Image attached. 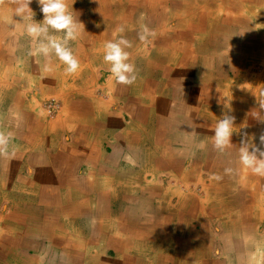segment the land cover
<instances>
[{"label":"crops","instance_id":"1","mask_svg":"<svg viewBox=\"0 0 264 264\" xmlns=\"http://www.w3.org/2000/svg\"><path fill=\"white\" fill-rule=\"evenodd\" d=\"M78 7L80 5H77ZM73 15H77L80 21L82 17H87L86 13L79 15V12H76ZM93 16L83 18L84 21H88L87 27L81 37L72 44L74 53L81 62L82 70L71 76L65 73V66L55 57L51 61L53 71L46 72L44 59L29 55L31 42L23 34L24 21L21 17H16L15 24H3V38H7L5 42L7 46L0 49V56L6 59L0 58V131L11 134L9 152L14 154L6 157L0 156V246L5 247L6 251L13 240V256L0 255V264H54L53 260L51 262L52 257L57 258L59 253L65 254V250L62 251L55 245L57 238L52 237L53 231L57 234V214L48 204L52 197H57L62 203L70 198L74 200L73 211L77 212L75 218L78 220L70 225L64 217L61 226L67 224L71 227L76 226V229L69 227L66 235H74L75 231L77 234V229H91L93 225L91 221L94 220L93 214H90L92 211L95 214L100 212L98 221L96 220L94 224L99 229L104 225H109L110 220L117 222L116 226L122 229L120 235L122 239H125L121 253H117L116 256L114 248L108 247V252L102 257V259L110 260L116 256V264H145V256L149 252L153 253L152 259L157 263L160 260L159 264H188L193 261L197 264V260L209 262L204 264H218L219 262L220 264H264V256H252L253 249L249 252L250 256L244 257L222 252L221 238L217 233L212 232L208 236L206 226H200V223L196 221L194 227L197 229L200 227V231L195 233V230L189 228L188 219L180 226L178 224L173 226L175 229L179 226L177 228L179 232L176 231L177 234H175L177 240L173 243L170 240L159 243L140 234L143 231L153 235L156 229L154 224L158 222L162 223L166 231H169L167 236H173L175 229L171 232L173 228L171 225H173L174 218L167 226V221L170 219L168 214L174 213L172 212L173 206H175V211L180 208L183 210L181 204L185 196L189 197L197 179L202 177L208 182L206 178L208 171L201 169V172L207 173L187 175L186 179L181 180H176L174 177L182 185L171 186L173 190L170 186L167 189L166 182H171V178H167V152L161 153L159 146L161 144H158L159 148H155L152 144L153 140L143 141L142 135L127 125L128 118L135 116L133 115L136 113L135 110L129 109L125 112L121 108L128 99L139 97L134 91V84L131 86L117 84L111 73L102 69L108 67L103 61V45L117 38L114 33L119 25L113 22L115 26L112 24L111 27L105 25L102 27V24H97V21L106 23L109 19L107 20V17L98 19ZM110 18L112 21L113 16ZM9 26L13 31L8 28ZM95 55L98 57L94 59ZM130 62L135 63L134 59ZM153 63L150 66L151 74L150 70L147 73V85H152V87L156 82ZM209 64L215 67L211 65L206 70H210L209 75L213 79L217 78L215 74L217 65L212 61ZM145 75L137 72L135 84L145 78ZM261 81H263L262 77ZM143 83L145 80L142 81ZM214 83L217 85L219 81H214ZM152 87L148 86L147 89L153 91ZM97 89L105 94L110 92V95L99 96ZM49 97L59 99L61 104L56 115L48 119L43 115L40 105ZM96 98L101 102L110 100L104 114L90 109L85 114L83 109L91 106ZM239 113L242 114V110ZM86 115L89 118L83 120L82 117ZM191 137V135L188 136V141ZM210 139L213 140V137ZM194 143L196 147L190 145L189 149L196 148L195 157L184 156V160L187 157L193 159L192 161L202 160L203 154L198 149L197 141L191 142V144ZM182 145L174 143L172 147ZM211 145L213 147V143ZM147 152L155 157L154 163L147 162L145 157ZM217 152L215 149L218 159L220 154L218 156ZM213 173L217 175L219 170ZM237 183L236 181V185L232 186L235 187L233 193L241 189ZM199 190L200 187H197L195 193L199 192L202 195ZM228 191H230L228 187L223 190L224 198L228 195ZM17 196L21 199L16 202L22 201L26 204L30 201L35 208L33 213L37 222L35 228L41 234L37 235L39 245L35 253H28L25 244L20 243L18 234L13 232V229L27 228L29 225L26 218L22 219L23 221L16 219L13 215L16 212L14 204L9 205L7 202L10 200L9 202L12 203V198ZM65 196L68 197L65 199ZM29 197L31 199H28ZM174 197L176 199L173 202ZM141 198H148L152 200V203H156L151 204V200L144 202ZM213 202L217 204L218 200L214 198L210 203ZM42 203L45 206L40 205ZM193 211L195 215L193 217H197L195 212L198 208ZM24 213L27 216L26 209L24 212L20 210V216ZM53 219L55 224H53ZM45 221L48 226L41 227ZM182 237H188L189 240H186L189 245L190 243L196 245L198 240L202 242L201 239L207 238L206 241L212 239L213 247L210 250V256L200 257L195 249L193 253L196 256L190 252H187L186 256L180 255L181 243L178 242V238ZM2 242H5V245H2ZM46 242L52 245L54 253H57L56 256H42L43 254L39 256L40 246ZM232 243H235V240ZM170 247L172 249L168 253ZM73 249L75 250L74 247ZM173 252L177 254L173 256L171 254ZM214 252H221L222 256H214ZM81 259L84 260L80 256H65L67 264H77V262L83 264ZM54 262L59 263L56 259Z\"/></svg>","mask_w":264,"mask_h":264},{"label":"bare ground","instance_id":"2","mask_svg":"<svg viewBox=\"0 0 264 264\" xmlns=\"http://www.w3.org/2000/svg\"><path fill=\"white\" fill-rule=\"evenodd\" d=\"M9 1L11 3V6H12V8L10 10V16L14 20L15 7L16 6H15V4L12 3V0H9ZM80 1L81 0H67L69 9H71L74 14L76 12H78L79 7L78 8L76 7L77 6L76 3H79ZM114 1H115L114 3H113V0H111V2H109L107 0H91L92 3H90V1L89 2L84 1V4H86L85 13H86L87 17L91 16V15H95L97 18H103L105 16L109 17V21L106 22L107 24H105V26L110 27L114 22V21H110V19H111L110 16L113 15V12L114 13L116 12V11H114L116 4L121 2V4L119 5L120 6L119 13L115 15V17H120L122 19L120 26H124V28H125V26L128 25L129 26L128 29H131L130 28L131 26L136 25L134 30L139 32L141 30V27H139L140 24L138 23V20L135 21V17L133 16L134 12H137L140 10L142 11L144 9V10H146V12L148 11L149 13H155V15H156L157 10L161 9L162 6L164 5L163 11H166L167 14L162 13V14L156 15V19L152 23L148 19H146L145 24H144L149 29H150V24H154L156 26L155 29H156L157 35L160 37L158 39L156 38L157 41L160 42L158 44L159 49H157L156 48L157 45L154 46V43L152 42L149 45L150 49L143 50V48H142L141 49V51L143 50L142 52L139 51V49L135 52V44L137 46H138V44L139 45L142 44L138 39V32L135 34L133 33L132 35H130V38H129V40L133 43V47L131 49H128V51L130 52V55H131V59H134V60L138 61L141 65L145 66V72L149 71L152 62H154L155 60H158L159 62H163V61L175 62L176 65H174V66H177V68L175 69V72H173V75L178 74L179 76L183 75V71H179L178 66L186 65V64H184L185 59L188 63H190L191 61H194L198 67H200L199 66L200 64L210 63L212 61V63H215V65H217V69L215 72V74H217V78L216 77H214V78L218 79L220 77L221 78L224 77L225 71L232 70L230 68L235 67L233 64L236 63V60L239 61L240 55L241 56H248L249 55L248 53H250V54L251 53H253V54L254 53H256V54L260 53V51H258V48H256L257 45H254L253 47H251L250 45H247L246 46L247 52H245V53L239 48V45L236 46L239 48V54H234V55L230 54L229 55V53H227L226 56H224L223 53H220V52H221V48L223 46H226V44H228L227 43V41H228L227 36L222 34L225 30H227L228 25H234V24H238V23L244 24L243 21L245 19H241L242 17L240 15H242L243 13H246V15L247 14H255L256 19H264V0H114ZM248 1H251V2L258 4V7L252 5L254 3H252V4L247 3ZM31 6H32V4L30 5V7ZM34 6H37L36 9L40 10V6L36 2V0H34ZM74 6H75V8H74ZM6 14H7L6 12L0 11V17L4 16ZM16 17H19V16H16ZM87 17L84 16V18H87ZM131 21H134V23L132 24ZM82 23L84 24V26L86 28L88 21H82ZM90 29H91V27H90ZM233 29H235V28L233 27ZM238 30L239 29H237V31ZM200 31H201V33L205 31V33L207 34L206 37H201ZM3 32H4V27L2 26V27H0V37H2L1 35H3L2 34ZM209 32H211L213 34H214V32L219 33V34H216L214 37L210 38L209 34H211V33H209ZM95 33H97V32H95ZM230 33H232V32H230ZM125 35H127V34H125ZM234 35H235V33H234ZM216 38H220V41ZM209 39H213V41H210ZM214 45H215V47H214ZM215 48L218 49V55L217 56H216L217 51H214ZM238 48H236L237 49L236 51H232V53L238 52ZM212 50L214 52H212ZM97 51L98 50H96V52ZM230 51L231 50H229V52ZM210 54H212L211 61H209ZM193 56L195 57L194 59H193ZM97 57L98 56H96V55L93 56L94 59ZM0 58H2V60H6L2 56H0ZM211 65L214 66L213 64H208L206 66L208 67ZM167 67H168V65H167ZM248 70H249V68H246L245 72H247ZM209 71H205V76L209 75ZM263 72H264V70H263ZM192 73L193 72H190V70H189L187 74L192 75ZM160 76L162 78L167 77V68L163 69L162 73H160ZM143 80H145V83L142 84ZM260 80H261V72L260 73L258 72L257 74H255L254 78H249V81L251 82V84H255V87L260 85V83H259ZM68 82H70V80ZM147 82H148V75L146 73L145 78H142L137 84L134 83V89H135L134 91L137 92L139 97L134 98V99H128L125 102V104L121 106V108L125 112H127L129 109H132V110H133V108L136 109V110L134 109L136 113L133 114L135 116L131 115L133 117L129 118V120L131 119V122L129 123L128 126L137 130L139 132V134L142 135L143 141L148 142V141L153 140L152 144L154 145L155 148H159V146H160L161 147L160 148L161 153L167 152V167L168 168L171 167V168L176 169L178 166H180V165H177L178 163H176V162H178L180 160V157H183L186 154L195 157L196 151L192 152L191 150H189V148H190L191 142L197 141L198 146L200 145L199 148L203 149V152L201 151V153L203 154V158H204V162L201 165H199V167L203 166V167L207 168L209 171H215V172L217 170H219V172H221V170H223V169L225 170V168L226 169L232 168L233 172H234V167L239 166L240 164H239V158L237 159L235 156H233V154L235 152H239V147L241 145L242 140H252L253 139L252 136L250 137V135H246L244 133V131H242V132L240 131L239 134H242V136H240V137L238 136L237 138L232 137V143L235 141V144L232 145L233 147L226 150L224 156L216 159L215 157H213L214 147H212V145H211V143H213V140H211V141H209V139L207 140V136L209 137V135L207 133L208 132H210L212 134L214 133L212 130V127L209 128V123H211L215 119V117H214V116H216L215 113H211L209 115L208 119L203 118V119H198L196 121L191 114H201L202 107H201V103L198 102L199 99L196 100V97H193L190 100V102L187 99H185L183 102L181 100L180 104H178L176 102L177 107L178 106L179 107L174 110L173 108L169 107L167 100L165 99L167 97V90H168L167 89V81L166 80L161 81V82L158 81L155 84H153V87H152V85H147ZM201 82H202V79H200V76L197 75L194 84L189 86V87L186 86L187 91L191 94L192 93H196V95L201 94L204 98V96L208 92L207 91L208 87L206 85L207 82H202V83ZM170 84L175 86L177 84V82H173V83L171 82ZM148 86L154 88V92L161 93L159 98L152 101V102H154V105H155L154 108L151 107L152 104H150V106H147L144 104L146 101H148V103H149V100H150V99L147 100V95L149 94V92H151V90L147 89ZM235 87H236V84L234 85L233 89L230 86H228V88L226 87L223 90V94L225 92L227 93V95H225L226 99L230 98V100H227L228 101L227 104H225L222 101V104L217 105L218 108H216V107L214 108L212 106L211 107L213 108V110H216L219 112L218 115L221 116V118L223 117L225 112H227L231 116H234L235 117V125L239 124V128H244L243 125L245 123L246 118L250 119V122H251V124H254L253 125L254 127H256V126L260 127V124H256V121H257L256 118L257 117H255V116L259 115V118L264 119V108H261V105L258 103L257 96L254 94L253 95L250 94L248 91H246V88L241 89L240 85H239V89L235 88ZM237 89L239 91H236ZM169 91L170 90H168V92ZM68 92H69V90H68ZM227 96H229V97H227ZM103 97H102V99H103ZM219 99H218V102H219ZM208 100H207V103L211 104L212 101H214V97H213V100L211 98H209ZM224 101H226V100H224ZM109 103H110V100H104L103 102H101L99 99L96 98L94 103L91 106H86L83 109V112L86 114V111L88 109H90V110H94L96 113L101 112L102 114H104L105 108H107ZM58 107H57V109H58ZM173 107H174V105H173ZM205 107H203V109ZM247 107H251L249 111H246L245 108H247ZM243 109H244V111H243ZM239 110H242V116H243L242 119L239 118V116H238ZM178 112H180L182 114V116L180 117L183 119V121L181 122L182 131L178 132V133L175 131V137L170 139V136L163 135V133L165 132L167 125L170 126L172 120L175 119L179 115ZM87 118H89L87 115H86V117H82L83 120H85ZM97 121H99V120H97ZM176 121H177V119H176ZM194 124L200 125L202 127L196 128L197 126H194ZM86 125H88V124H86ZM191 125H193L194 127H192ZM170 127H172V126H170ZM203 130H205V131L207 130V132H205ZM259 131L261 133H264V126H262V124H261V127L259 128ZM171 132H173V130L169 131L168 135H170ZM189 135H191L192 137L188 141L187 138ZM213 138H214V134H213ZM174 139L179 140V144L180 145L183 144V145L180 147H172V144L174 145V143L176 142V140H174ZM172 140H174L175 142ZM253 141L259 146V144H258L259 142L257 143V139H253ZM158 144H161V145L158 146ZM201 144H203L204 147H201ZM262 147H264V146H262ZM209 155H211L212 157H209ZM145 157L147 158L148 163H150V162L154 163L153 160H155L154 159L155 157L152 154L147 152ZM176 158H178V159H176ZM172 160H177V161H172ZM192 162H194V161H192ZM180 164H182V163H180ZM163 165H165V164H163ZM158 166H160V165H158ZM188 166H189V167H187L188 169H185V166L183 168H177L175 173H173V177H175V178L178 177L180 179H184L183 176L187 175V173H185L186 170H189V172H191V171L194 172L196 170L195 163H191ZM245 173L249 177L254 179L253 182L255 183V187L257 188V190L254 192V194H251L250 198L245 203H244L245 198L244 199L241 198L240 199V202L242 204L241 206L245 207L246 210L251 207L252 209H249V210L256 211L258 221L264 224V177L254 175L250 172V170L243 168L241 166L240 167V175H239L240 178H242L245 175ZM228 175H231V174H228ZM208 180H210V183H212L211 182L212 180H217V179L213 178L211 175L208 177ZM208 191L209 190L206 189V192H205L206 198H208V193H209ZM216 192H217V190H216ZM240 192H242V190H240ZM190 195L194 197L195 202H196L197 197L194 195V193L191 192L189 194V197L185 196V199L183 200V202L181 204V207L183 205V210H182V208L176 209V216L178 218H180L178 221L179 226L182 225L183 223H185L186 219L191 218L190 211H191V203H193V198ZM217 195H220V191L218 192ZM67 197L68 196H65V199ZM19 199H21L19 196L13 197L12 201H17ZM28 199H31V198L29 197ZM71 199L72 198L65 201V203H62L59 201V199L57 197H52L51 202L48 203L49 205L52 206V209L55 210L56 214H57V225H56L57 231L60 228V226L62 224L61 222H62L64 217L67 219V221L70 225L75 222V217L77 216V212L73 211V208H75L73 205L74 200L72 201ZM200 201H201L200 204L197 205V206H199L200 211H205L206 209H208L207 212H209V210L212 209V212L214 214L216 213L213 204L206 205L203 199H200ZM226 201H232V200L230 198H227L226 200L225 199L220 200L221 203L226 202ZM32 205L33 204L30 201H28L26 204L23 203L22 201H18L14 204V209H15L14 211H16V212L13 215L16 216V219L18 218L19 220H22V219L26 218V222L29 223L27 228L20 227L17 229H13V232L18 234L20 240L27 238V237H32L33 239H38L37 235H41L40 231L35 228L37 222H36V217L33 215V213L35 212V208H33ZM40 205H44V203H42ZM256 206H258V208H256ZM224 207L225 208L218 209L219 212L225 210L228 207H229V209L232 208L231 205H228V206L225 205ZM253 207H255V208H253ZM25 209L27 211V216L25 213H24V215L20 216V210L24 212ZM174 210H175V206H174ZM209 214L211 215V213H209ZM168 216L171 218V216L169 214H168ZM116 223H117L116 221L110 220L108 223L109 225H104L100 229L97 225H93V229L98 230L101 238H103L105 240L108 247L114 248V250L116 251V254L117 253L119 254V253H121L122 246L124 245L123 241L125 239H122V237L120 235L122 232V229H121V227H117ZM53 224H55L54 219H53ZM240 224H242V222H236V223L234 222V231L231 232L232 238H236L235 234H237L236 231L237 232L240 231V229H239L241 227ZM58 225H60L59 228H58ZM44 226H48V223L46 221L43 222V224L41 225V227H44ZM154 227H156V229H155V231H153V230L152 231L155 234V235L153 234L155 236V238L153 237V235L146 234L143 231H141L140 234L142 236H146L147 239L152 238V239L158 241L159 243H162V242L167 241V240L171 241L173 238H175V234L177 232H179V231H177V228H178L177 227L175 229L173 236L169 237V236H167V235H169V231H166L165 228L162 227V223L157 222L156 224H154ZM28 228H31V229L28 230ZM26 229H27V231H26ZM32 229H33V231H32ZM243 229H245L251 235L256 234L255 230L252 229L251 225H249V226L246 225V227H244ZM47 233H48V231H47ZM52 233H53L52 237L53 238L55 237L54 239H56V234H54V231ZM210 234L211 233L207 232L208 236H210ZM112 235H113V237H111ZM209 240L210 241L202 240V242L200 240H198L196 242L197 244L195 245V247L197 249V254L200 257L210 256L211 245H213V244L211 242L212 239H209ZM253 241L254 240L249 238L248 241L245 243V246H240V247H238L237 244H239L241 242H238L236 245H233L232 249L234 248V252L238 249L239 252L241 253V256H243V257L244 256H250L248 252H245L246 251L245 249H251L253 244H254ZM57 244L59 246L64 245V243L60 240L57 242ZM65 245H68V243H65ZM2 248H3V246H0V255L2 253L6 252L5 248H4V250H2ZM88 250H90V248ZM72 251L66 250L65 251L66 255L67 256H76V257L77 256H84L85 264H98V263H95V261H93V257L91 255L85 256L83 254H76L77 252L73 248H72ZM96 260H98L100 262L99 264H105V263L110 264L105 259H103V260L100 259L99 256H97ZM158 262L161 263L160 260H158Z\"/></svg>","mask_w":264,"mask_h":264},{"label":"rangeland","instance_id":"3","mask_svg":"<svg viewBox=\"0 0 264 264\" xmlns=\"http://www.w3.org/2000/svg\"><path fill=\"white\" fill-rule=\"evenodd\" d=\"M84 1H87V2L90 1V3H92L91 0H81L79 3H76V5L81 6L78 8L79 15L85 13L86 4H84ZM107 1L111 2V0H107ZM114 2L115 1L113 0V3ZM247 3L252 4L254 2L248 1ZM31 4H32L31 8L35 13V16H34L35 20L42 21L43 20V13L40 10L36 9L37 6H34V0H32ZM120 4H121V2L116 4L115 10H114L116 12L115 13L113 12V15H111L114 17L112 21L116 22L119 26L121 25L122 19L120 17H115V15L119 13V9H120L119 5ZM252 5L258 7V4H256V3H254ZM11 8H12V6H11V3L9 0H5V2L3 4H0V11H4L7 13L6 15L0 17V27H2V26L4 27V25H3L4 23H8V24H15L16 23V16L13 15L14 20L10 16ZM163 10H164V5L162 6L161 9L157 10L156 15H159L162 13L167 14V12L163 11ZM156 15H155V13H149L148 11L146 12V10H144V9L142 11L140 10V11L134 12V14H133V16L135 17V21L138 20V23L140 24L139 27H142L145 24L146 19H148L151 23L154 22L156 19ZM240 16L242 17L241 19H245L243 21L244 24L238 23V24H234V25H228L227 30H225L222 33V34L227 36V40H228L227 43L228 44H226V46H223L221 48L220 53H223L224 56H226L227 53H229V55L230 54H233V55L239 54V48L245 53V52H247V49H246L247 45H250L251 47H253L254 45H257L256 48H258V51H260V53H257V54L256 53H254V54L248 53L249 54V55L247 54L248 56H241L240 55L239 61L236 60V63L233 64L235 67H231L230 69H232V70L225 71L224 77H222V78L220 77L218 79H216V78L213 79V77L211 75L205 76V71H207L206 65H208L209 63H204L202 65L198 64L201 67L200 68L197 66V64L194 61H191L190 63H188L185 59L184 64H186V65L178 66L179 71H183V75H181V76H179L178 74L173 75V72H175V69L177 68V66H174V65H176V63L173 61L172 62H167V61L159 62L158 60H155L153 63L154 67H155L156 82H158V81L161 82V81H165V80L167 81V89L170 91L168 92V90H167V97L165 99L167 100L169 107H171L175 110L179 107V106L177 107L176 102L178 104H180V101L182 100V102H183L185 99L189 100V102H190V100L193 97H196V100L199 99L198 102L201 103L202 111H201V114H191V115L197 121L198 119H203V118L208 119V117L211 113H215V115H216V116H214L215 119L211 123H209V128L212 127L213 132H214V129L216 127L218 120L221 119V116H219L218 115L219 112L216 110H213L212 107L218 108L217 105L222 104V101L225 104H227V102H228L227 100H230V98L226 99V97H225V95H227L226 92L223 94V90L226 87L228 88V86H230L233 89L234 85L236 84L235 88L239 89V85H240L241 89L246 88V91H248L250 94L256 95L258 103L260 105H261L260 102H264V72H263V70H264V19H256L255 14H247L246 15V13H243ZM83 18L84 17H82L81 22L84 21ZM104 18H106V16L103 17L102 19H104ZM106 19L108 20L109 17H107ZM98 23L99 24L101 23L102 27H104V25L106 24L104 21H100V22L97 21V24ZM131 23L133 24L134 21H131ZM135 27H136V25L131 26L130 27L131 29H128L129 26L128 25L125 26V32L122 35H124V37L126 36L125 38L129 39L130 35L138 32V31L134 30ZM233 27L235 29H233ZM8 28L11 29L10 26ZM155 28H156V26L154 24H150V30L154 31L156 34L155 37L153 38L152 42L154 43V46L157 45L156 48L159 49L158 44L160 42L157 41V39L160 37L157 35ZM237 29H239V30L237 31ZM241 30L245 31L243 35L239 34V32H242ZM230 32H232V33H230ZM209 33H211V32H209ZM234 33H235V35H234ZM125 34H127V35H125ZM206 35L207 34L205 33V31L202 33L200 31L201 37H206ZM215 35H216L215 32H214V34L213 33L209 34L210 38L214 37ZM1 36L2 37H0V49H4L7 46L5 43V42H7V38H3L4 35H1ZM216 39H218L220 41V38H216ZM209 40L213 41V39H209ZM149 45L145 46L143 44H140V45L138 44V46H137L135 44V52L138 49H139V51H141L142 48H143V50L150 49ZM237 45H239V48L236 47ZM214 47H215V45H214ZM236 48H238V52L232 53V51L237 50ZM229 50H231V51L229 52ZM214 51H217L216 52L217 53L216 56H217L218 55V49L215 48ZM214 51L212 50V52H214ZM194 58L195 57L193 56V59ZM211 59H212V54H210V56H209V61H211ZM134 61H135L136 66H138V68H137L138 73H141V74L149 73V71L145 72V66L141 65L136 60H134ZM166 64L168 65L169 68L167 67ZM164 68H167V77L162 78L160 76V73H162ZM246 68H249V70L247 72H245ZM149 70H150V74H151V68ZM189 70H190V72H193L192 75L187 74ZM258 72L259 73L261 72V77H262L263 81L260 80L259 81L260 85L255 87V84H251V82L249 81V78H254V75L257 74ZM197 75L200 76V79H202V82H207L206 85L208 87V89H207L208 92L204 96V98H202L201 94H197V95H196V93L191 94L186 89V86L189 87V86L194 84ZM214 81L215 82L219 81V84L216 85L214 83ZM171 82L172 83L177 82V84L175 86H173L172 84H170ZM238 89L236 91H239ZM106 94L109 96L110 92H108ZM106 94L102 93V91L97 89V95H99V96L103 95L104 97H106ZM160 95H161V93L154 92V90L149 92V94L147 95V100L150 99L149 103H148V101H146L144 104L147 106H150V104H152L151 107L154 108L155 105H154V102H152V101L159 98ZM213 97H214V101H212L211 104L207 103V100L209 98H211L213 100ZM227 97H229V96H227ZM218 99H219V102H218ZM224 100H226V101H224ZM51 101L56 104V110H55L54 114H47L45 106ZM60 104H61V101L59 99H56L54 97L46 98L45 100H43L41 102V105H40L41 111H42L43 115L49 119L50 117H54L56 115V113L60 109ZM173 105H174V107H173ZM57 107H58V109H57ZM203 107H205V108L203 109ZM250 108L251 107H247L245 109H246V111H249ZM134 109L135 108H133V110ZM243 111H244V109H243ZM239 112H241V110H239L238 113ZM178 113H179V115H178L179 117L177 116L171 122L170 126H172V127L167 125V128L165 129V132H164L165 135L170 136V139L175 137V131L177 133L182 131L181 122L183 121V119L180 118L182 116V114L180 112H178ZM238 116L241 119L243 117L241 113H239ZM255 117H259V115H256ZM176 119H177V121H176ZM130 122H131V119L129 120V118H128L127 125H129ZM256 124H260V127H261V124H262V126H264V122H260L259 120L256 121ZM253 125L254 124H251L250 119L246 118L245 123L243 125L244 128H239V124L234 125V131L235 132L233 133L232 137H234V138H237L238 136L240 137V136H242V134H239V132L244 131V133L246 135H250V137L252 136L253 139H257V143H258L259 137L262 133L259 131V128H260L259 126L254 127ZM191 126L192 127L197 126L196 128L202 127V126L196 125V124H194V126L193 125H191ZM172 130H173V132H171V134L168 135V132L172 131ZM203 131H205V130H203ZM205 132H207V130ZM207 134L209 135V137L207 136V140L209 139V141H210L211 140L210 137H213L214 133L212 134V133L208 132ZM174 140H176V139H174ZM174 140H172V141H174ZM175 143L180 145L179 140H176ZM233 144H235V141L233 142ZM258 144H260V142ZM190 145L192 147H196L195 143L194 144L190 143ZM199 147H200V145L198 146V149L203 152V149L199 148ZM191 151L195 152L196 148H193ZM217 153H218V156L220 154L221 157L225 155V152L224 153L217 152ZM185 156H188V155L186 154ZM233 156H235L238 159L239 158V152H235L233 154ZM183 157H180V160L178 162H176V163H178L177 165H180L177 168H183L185 166V169H188L187 167H189L188 165L191 163H195V165H196V167H195L196 170L194 172L193 171L189 172V170L185 171V173H187V175L194 176L195 174L201 175L202 173H207V172H201V169L204 168L206 171H208V173H207L208 176H206L207 180H208V177L211 175L213 178L216 176H219V175H220V177H222L219 180H212L211 181L212 183H210V180H208V182H207L202 177L197 179V183L194 184V187H193L194 189L191 191L197 197L196 202H195L194 197L190 195L193 198V203H191V211H190L191 218L188 219V222H187L189 224V228L195 230V233L200 231V227H199V229H197V227L196 228L194 227L195 221H196V223H200V226H206L207 232H209V233L215 232L220 236V238L222 240V241L220 240V242H222L220 245V248H222V250H223L222 252H224V253L227 252V254L228 253H230V254L234 253V254H237V256H241V253L239 252L238 249L234 252V248L232 249L233 245H236L238 242H241V243L237 244L238 247L245 246V243L248 241L249 238H251L252 240H254L253 241L254 244H253L251 249H245L246 250L245 252L249 253L253 249L252 256H264V224L258 221L256 211L249 210V209H252L251 207L246 210L245 207L241 206L242 204L240 202L241 198L242 199L245 198L244 199L245 200L244 203H245L250 198L251 194H254V192L257 190V188L255 187V183L253 182L254 179L249 177L246 173L242 178H240V176H239L240 175V167L242 165L234 167V172H232L231 175H228L224 169L221 170V172L217 173V175H215L213 173V171H209L207 168H205L203 166L199 167V165H201L204 162V158H202V160H200V161L192 162L193 159L187 157L184 160ZM209 157H212V156L209 155ZM213 157H215L217 159L216 154H215V148L213 149ZM172 161H177V160H172ZM181 162H182V164H180ZM177 168L174 169L171 167L170 168L167 167V178H171V180H170L171 182H166L168 185L167 189L170 186V188L173 190V188L171 186L177 185L179 187L182 185L180 181H176L177 179H180V178L177 177V178H175L176 179L175 180L173 177V173H175ZM151 173L154 174L153 171H151ZM156 174L157 173L155 172V175ZM187 175L183 176L184 179H186ZM153 178H155V177H153ZM227 181H228V183H226ZM236 181L238 182L237 185H238V187L241 188L240 190H242V192H240V190H239V191L233 193L235 187L233 188L232 186L236 185ZM197 187H200L199 191L202 195H200L199 192L197 194L195 193V189ZM226 187H228V190H230V191H228V195H226L224 198L223 190ZM206 189L209 190L208 191L209 192L208 198L205 197ZM216 190H217V192H216ZM219 191H220V195H217ZM226 192H227V189H226ZM214 198L216 200H218L217 204L214 202L210 203V201ZM227 198H230L232 201H226V202H222V203L220 202V200L227 199ZM175 199H176V197L173 198V202L175 201ZM200 199H203L206 205L213 204L216 213L214 214L212 212V209H210L209 212H207L208 209H206L205 211H200L199 206H197L201 202ZM141 200L145 202L148 200V198L147 199L141 198ZM150 200L151 199H149L148 201L150 202ZM9 201L10 200L7 201L9 205L16 203V201H12V203ZM155 203H152V200H151V204H155ZM8 204L6 203V205H8ZM224 204L226 206L231 205L232 208L229 209V207H228L225 210L219 212L218 209L225 208ZM146 205H143V206H146ZM195 208H198V211L195 212L197 217H193V216H195L193 214V212H194L193 209H195ZM253 208H255V207H253ZM256 208H258V206H256ZM92 212L90 214H93L94 220L91 222L94 225L95 222L98 221L100 212H98L97 214L92 213ZM172 212H174V213H171V215H170L171 218L167 221V226H168L171 223L170 221L172 220V218H174L173 225H171V228L175 224L177 225L178 221L180 219L176 216V211L174 210V206H173ZM209 213H211V215ZM77 220L78 219L75 218V222ZM234 222L235 223L236 222H242V224H240L241 227L239 228L240 231L239 232L236 231V233H237V234H235L236 238H232V236H231V232L234 231ZM93 225H92V228H93ZM246 225L247 226L251 225L252 229L255 230L256 234L251 235L249 232H247L245 229H243L244 227H246ZM215 226H216V228H215ZM69 227H71V226L65 224V226H60V228L58 229L57 234H56L57 242L60 240L64 243V245L59 246L57 244V242H55V245L57 246V248L62 249V251L63 250H65V251L71 250L72 251V248L74 247L76 252H77L76 254H83L85 256L91 255L93 257V261H95V263L99 264L100 262L98 260H96L97 256H99L100 259H102V257L104 256L103 254L108 252V249H107L108 245L105 242V240L103 238H101L100 233L97 232V230L92 229V228L91 229L82 228V230L77 229L78 230L77 234L75 231L74 235L73 234L66 235L69 231ZM72 228L76 229V226L71 227V229ZM174 229L175 228L173 227L171 232H173ZM64 235L66 238L64 237ZM187 238L188 237L178 238V242L181 243V245H180L181 251L179 252V254L182 256H186L187 252L194 254L193 253L194 249L197 252L195 244L190 243V245H191L190 246L188 241H187L189 239H187ZM38 239H33L32 237H28L27 240H24V239L20 240V243L25 244V248H28L27 249L28 253H35V251L37 250V247L39 245L38 244L39 242L37 241ZM62 239H64V240H62ZM176 240H177L176 238H173L172 241H170V242L173 243V242H176ZM201 240H207V238L201 239ZM233 240H235V243H232ZM65 243H68V245H65ZM12 244H13V240H11L10 246L7 247L6 252L4 254H1V256H13ZM2 245H5L4 242H2ZM212 247L213 246L211 245V248ZM3 248H5V247H3ZM89 248H90V250H88ZM171 249L172 248L170 247V249L168 250V253L171 252L170 251ZM56 254L57 253H54V250L52 249V245L49 242H46L44 245L40 246L39 256H41V255L42 256H56ZM171 254L174 256L175 254H177V252H173ZM146 255L147 256H145L146 257V260H145L146 263L145 264H154L156 260L152 259V256H154L153 253L149 252ZM65 256H67L66 252L64 255L62 253L61 254L59 253L57 255V258H55V257L51 258V262L53 260V263L55 264L54 260L56 259V262H59L58 264H67V261H65ZM116 256H117V254H116ZM116 256L113 257L112 259L106 260V261L109 262L110 264H116V261H115ZM194 256H196V255L194 254ZM214 256H222V255H221V252H214ZM80 257L84 258V256H80ZM109 257H111V256H109ZM81 260L83 261V264H85V261L83 259H81ZM47 262H49V261H47ZM166 262H167V260H166ZM191 263L192 262H190L188 264H191ZM202 263L204 264V263H209V262H206L203 260H197V264H202ZM77 264H78V262H77ZM156 264H159V263H157V261H156ZM192 264H196V261H193ZM218 264H220V262Z\"/></svg>","mask_w":264,"mask_h":264},{"label":"clouds","instance_id":"4","mask_svg":"<svg viewBox=\"0 0 264 264\" xmlns=\"http://www.w3.org/2000/svg\"><path fill=\"white\" fill-rule=\"evenodd\" d=\"M5 0H0L3 4ZM43 13V20L37 21L35 13L30 7L32 0H12L15 4V16L21 17L24 21L23 34L31 42L29 55L42 57L45 61V71H53L51 67L52 58L55 57L65 66V73L69 76L79 73L81 62L74 53L72 44L76 42L85 31L84 24L73 15L69 9L67 0H36ZM125 32L124 26H118L113 40H109L103 45V61L108 67L102 68L110 72L115 82L120 85L131 86L137 79V68L131 61L128 49L133 47V43L122 34ZM245 31L239 32L243 35ZM56 34H61L57 36ZM155 32L146 25L138 32L139 41L147 46L152 43ZM101 70V69H100ZM227 107V106H226ZM264 108V102H261ZM260 122L264 119L256 118ZM235 125V117L227 112L218 120L214 129L213 147L220 153H224L233 145L232 136ZM11 134L0 131V156H9L14 153L9 152ZM259 146L253 140H242L239 147V164L250 170L254 175L264 177V133L259 137ZM201 147H204L201 144ZM231 174L232 168L225 169ZM219 180L222 177L216 176Z\"/></svg>","mask_w":264,"mask_h":264},{"label":"built area","instance_id":"5","mask_svg":"<svg viewBox=\"0 0 264 264\" xmlns=\"http://www.w3.org/2000/svg\"><path fill=\"white\" fill-rule=\"evenodd\" d=\"M45 107H46L47 114H54L55 113L56 104L53 103L52 101L49 102Z\"/></svg>","mask_w":264,"mask_h":264}]
</instances>
